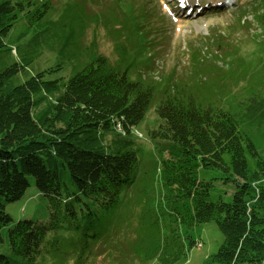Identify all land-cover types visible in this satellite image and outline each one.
<instances>
[{
    "label": "trees",
    "instance_id": "obj_1",
    "mask_svg": "<svg viewBox=\"0 0 264 264\" xmlns=\"http://www.w3.org/2000/svg\"><path fill=\"white\" fill-rule=\"evenodd\" d=\"M83 1H0V51L15 50L0 68V264H173L196 244L187 230L208 221L223 240L201 264H264V65L251 63L252 75L250 63L230 58L213 65L223 71L210 77L214 85L145 77L135 46L121 42L122 31L137 30L120 23L126 14L116 4L90 14ZM99 19L118 50L114 61L75 53L78 41L69 39ZM70 47L65 61L20 80L44 49ZM201 53L191 67L198 74ZM67 62L74 73L49 78ZM234 64L258 83L224 106L216 102L229 91L219 84L236 76ZM155 100L159 122L145 130L155 156L144 165L135 131ZM201 168L233 186L229 201L213 198ZM29 177L46 200L45 220L6 211Z\"/></svg>",
    "mask_w": 264,
    "mask_h": 264
},
{
    "label": "rangeland",
    "instance_id": "obj_2",
    "mask_svg": "<svg viewBox=\"0 0 264 264\" xmlns=\"http://www.w3.org/2000/svg\"><path fill=\"white\" fill-rule=\"evenodd\" d=\"M2 1V0H0ZM65 0H54V2H64ZM77 1L79 0H72ZM116 4V6L114 5ZM82 5L92 13L107 12L108 8L115 6V13L124 12L126 16L120 19V23L125 25L133 24L131 36L122 31L121 42H129L134 45V51L138 52L139 60L143 61L144 66L138 68L143 76L153 77L160 80L167 74H172L173 78L180 80L195 81L208 80L214 85L210 77L215 80L223 74L217 71L213 65L222 66L223 62L230 58L243 60L250 63L249 74L253 75L251 63L254 65H264V19L257 18L255 13L264 14V0H85ZM245 7L244 12L237 10ZM237 11H234V10ZM215 10V11H214ZM261 21V22H260ZM263 21V22H262ZM164 28L156 29L159 25ZM157 25V26H156ZM165 33L163 34V30ZM74 31V36L69 39L77 40L78 46L75 53H82L88 58L95 54H102L112 61L118 57V50L114 48L113 40L107 32L101 19L92 22L85 28L84 35L78 38ZM149 30V31H148ZM148 31V33H147ZM14 33L10 32L9 37ZM136 39H131L135 38ZM30 38L18 41L14 46L18 47L21 43ZM28 43H31L29 41ZM135 43V44H134ZM126 45L131 50V46ZM123 47V43L121 45ZM202 49L201 74L191 70L193 53ZM209 49L212 51L207 52ZM73 49L70 47L64 52L44 49L42 54L35 57L33 62L20 73L19 78L23 80L30 74L42 69L54 66L56 63L65 61V54ZM207 52V53H206ZM15 50L0 51V68L11 63L15 57ZM72 53V52H70ZM231 55V56H229ZM127 62V60H124ZM259 65V67H260ZM74 64L67 62L63 68L56 71L49 78L59 76L68 77L73 71ZM137 65H135V68ZM198 68H200L198 66ZM235 77L226 76L219 85H225L229 91L227 97H222L216 103L223 105H236L241 100L246 99L252 92L257 80L252 78L254 84L250 83L248 73L242 75L238 64H234ZM208 74L209 79L206 77ZM197 76V77H195ZM193 77V79H192ZM195 77V78H194ZM248 77V79H246ZM264 83V72L262 74ZM205 82V83H207ZM203 85V84H200ZM201 91L205 89H200ZM148 109L145 119L138 127L136 136L139 139L142 153L144 155L143 164L146 165L151 156H155L151 144L145 137V130L150 127H157L159 118L155 112V103ZM199 178L212 180L213 198L222 197L229 201L233 192V186L220 179V174L216 170H199ZM30 186L22 197L15 202L6 205V211L10 213L14 220L26 218L33 220H45L48 217L46 200L37 191L33 179L29 177ZM190 237L196 242L195 245L188 247V252L173 264H201L203 258L215 252L223 240V235L214 221L200 223L189 228ZM5 233V232H4ZM146 264H156L150 261Z\"/></svg>",
    "mask_w": 264,
    "mask_h": 264
}]
</instances>
